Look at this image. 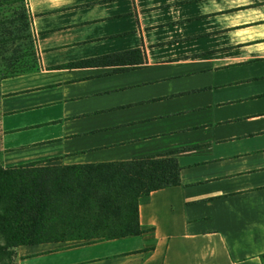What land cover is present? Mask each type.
<instances>
[{
  "label": "crops",
  "instance_id": "0c3cea01",
  "mask_svg": "<svg viewBox=\"0 0 264 264\" xmlns=\"http://www.w3.org/2000/svg\"><path fill=\"white\" fill-rule=\"evenodd\" d=\"M25 6L36 69L0 82V165L165 156L180 184L139 202V235L15 264H264V0Z\"/></svg>",
  "mask_w": 264,
  "mask_h": 264
},
{
  "label": "trees",
  "instance_id": "16d2710c",
  "mask_svg": "<svg viewBox=\"0 0 264 264\" xmlns=\"http://www.w3.org/2000/svg\"><path fill=\"white\" fill-rule=\"evenodd\" d=\"M26 14L28 25L27 17L14 16L18 28L30 25L27 9ZM179 173L176 159L165 156L71 166L0 165V254L10 249L11 256L19 246L139 235V202L179 185Z\"/></svg>",
  "mask_w": 264,
  "mask_h": 264
},
{
  "label": "rangeland",
  "instance_id": "374dc122",
  "mask_svg": "<svg viewBox=\"0 0 264 264\" xmlns=\"http://www.w3.org/2000/svg\"><path fill=\"white\" fill-rule=\"evenodd\" d=\"M25 0H0V82L26 74L36 64L34 35L28 25ZM27 17L24 27L13 22L14 16ZM26 24V23H25ZM0 254V264H15L16 253ZM10 256V257H9Z\"/></svg>",
  "mask_w": 264,
  "mask_h": 264
}]
</instances>
